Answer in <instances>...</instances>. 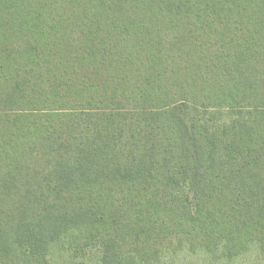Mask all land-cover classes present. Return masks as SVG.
I'll list each match as a JSON object with an SVG mask.
<instances>
[{
  "label": "trees",
  "instance_id": "trees-1",
  "mask_svg": "<svg viewBox=\"0 0 264 264\" xmlns=\"http://www.w3.org/2000/svg\"><path fill=\"white\" fill-rule=\"evenodd\" d=\"M264 264V0H0V264Z\"/></svg>",
  "mask_w": 264,
  "mask_h": 264
},
{
  "label": "rangeland",
  "instance_id": "rangeland-1",
  "mask_svg": "<svg viewBox=\"0 0 264 264\" xmlns=\"http://www.w3.org/2000/svg\"><path fill=\"white\" fill-rule=\"evenodd\" d=\"M257 253L254 252L245 259L240 258L234 264H254L256 263ZM175 264H226L224 261L214 262L207 259L203 253L200 255H190L189 257H180Z\"/></svg>",
  "mask_w": 264,
  "mask_h": 264
}]
</instances>
